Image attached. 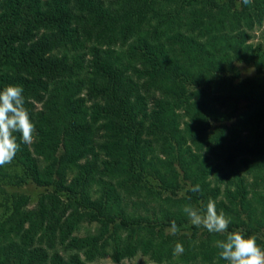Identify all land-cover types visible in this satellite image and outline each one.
I'll return each instance as SVG.
<instances>
[{
    "label": "trees",
    "instance_id": "trees-1",
    "mask_svg": "<svg viewBox=\"0 0 264 264\" xmlns=\"http://www.w3.org/2000/svg\"><path fill=\"white\" fill-rule=\"evenodd\" d=\"M263 21L264 0H0V90L36 129L0 179L39 190L5 197L0 264H228L183 211L210 198L264 249Z\"/></svg>",
    "mask_w": 264,
    "mask_h": 264
},
{
    "label": "clouds",
    "instance_id": "clouds-1",
    "mask_svg": "<svg viewBox=\"0 0 264 264\" xmlns=\"http://www.w3.org/2000/svg\"><path fill=\"white\" fill-rule=\"evenodd\" d=\"M250 0H243L248 4ZM23 87L10 85L0 90V166L10 164L20 144L14 133H20L24 144L34 142L35 125L30 119L29 109L25 107ZM199 192L200 186L188 189ZM183 211L189 216L191 223L197 227H204L210 233L224 234L225 238L216 241L220 249V259L228 264H264V249L257 244L256 235H247L242 229L228 231L230 218L223 210L217 211L216 201L209 199L206 209L185 206ZM169 231L175 234L178 231L175 221L171 222ZM184 252L183 245L177 243L173 250L174 255Z\"/></svg>",
    "mask_w": 264,
    "mask_h": 264
},
{
    "label": "rangeland",
    "instance_id": "rangeland-1",
    "mask_svg": "<svg viewBox=\"0 0 264 264\" xmlns=\"http://www.w3.org/2000/svg\"><path fill=\"white\" fill-rule=\"evenodd\" d=\"M264 21L261 26H256L254 30L251 32V39L250 42L252 44H257V43H263L264 42ZM237 67L240 70V73L242 76H247V75H252L253 74V69L248 68L244 66L243 64H236ZM8 171L12 172V170L8 169ZM8 181H4L0 179V216L4 213V200L5 197L11 195L12 193H24L26 195H33L39 190L34 187L32 184H25L21 186H14L8 184ZM87 230H89L88 226H84L78 235H83ZM96 263L98 264H115L110 256H106L102 259H99ZM94 264V263H93ZM120 264H154L149 261L147 257H143L140 255H137L131 259H125L123 260Z\"/></svg>",
    "mask_w": 264,
    "mask_h": 264
}]
</instances>
